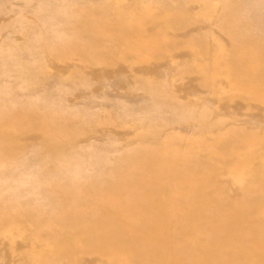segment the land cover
<instances>
[{"label": "rangeland", "instance_id": "1", "mask_svg": "<svg viewBox=\"0 0 264 264\" xmlns=\"http://www.w3.org/2000/svg\"><path fill=\"white\" fill-rule=\"evenodd\" d=\"M0 264H264V0H0Z\"/></svg>", "mask_w": 264, "mask_h": 264}]
</instances>
